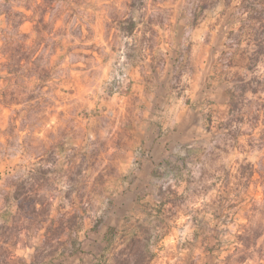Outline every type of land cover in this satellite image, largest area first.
<instances>
[{
    "label": "rangeland",
    "instance_id": "1",
    "mask_svg": "<svg viewBox=\"0 0 264 264\" xmlns=\"http://www.w3.org/2000/svg\"><path fill=\"white\" fill-rule=\"evenodd\" d=\"M262 38L264 0H0V264H264Z\"/></svg>",
    "mask_w": 264,
    "mask_h": 264
},
{
    "label": "trees",
    "instance_id": "2",
    "mask_svg": "<svg viewBox=\"0 0 264 264\" xmlns=\"http://www.w3.org/2000/svg\"><path fill=\"white\" fill-rule=\"evenodd\" d=\"M253 58H252V66H256V64L261 61L262 59H264V38L262 39H259L256 43V49L255 51L253 52ZM241 84L240 85H236L234 86V88L232 89V94H231V98H230V103L232 104L233 107H235V105L233 104V100L235 98H242V96H244L245 92L247 91V89L250 88V86H248L250 84V81L247 82V83H243L244 79H241L240 80ZM257 84L259 85H263L264 86V81H256ZM238 91V92H237ZM252 92L253 93H258V88L255 87L252 89ZM236 93H238L236 95ZM261 141V144H262V141L264 140V130H263V133H262V136L260 137L259 139ZM260 148V146H259ZM264 161V158H262L259 162V164L261 165V163ZM247 235H243L242 237L240 236V240L242 242V245L244 246V248H247V247H252V246H256V242L255 243H251L250 240H247ZM261 235H263V232L261 233ZM261 235L257 236V238L261 237Z\"/></svg>",
    "mask_w": 264,
    "mask_h": 264
}]
</instances>
